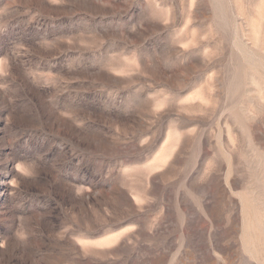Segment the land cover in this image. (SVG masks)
I'll use <instances>...</instances> for the list:
<instances>
[{"label":"rangeland","instance_id":"obj_1","mask_svg":"<svg viewBox=\"0 0 264 264\" xmlns=\"http://www.w3.org/2000/svg\"><path fill=\"white\" fill-rule=\"evenodd\" d=\"M0 264H264V0H0Z\"/></svg>","mask_w":264,"mask_h":264}]
</instances>
